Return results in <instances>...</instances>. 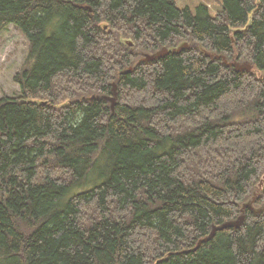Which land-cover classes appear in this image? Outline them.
Wrapping results in <instances>:
<instances>
[{"label":"trees","instance_id":"trees-1","mask_svg":"<svg viewBox=\"0 0 264 264\" xmlns=\"http://www.w3.org/2000/svg\"><path fill=\"white\" fill-rule=\"evenodd\" d=\"M10 26L28 48L20 96L0 99V264H264V0L214 17L175 0H0Z\"/></svg>","mask_w":264,"mask_h":264},{"label":"rangeland","instance_id":"rangeland-1","mask_svg":"<svg viewBox=\"0 0 264 264\" xmlns=\"http://www.w3.org/2000/svg\"><path fill=\"white\" fill-rule=\"evenodd\" d=\"M175 3L179 9L188 8L193 13L200 5L206 6L213 17L222 7V0H175ZM27 48L26 39L14 27L10 26L0 32V99L3 96L10 98L20 96L19 85L14 79L23 65Z\"/></svg>","mask_w":264,"mask_h":264},{"label":"water","instance_id":"water-1","mask_svg":"<svg viewBox=\"0 0 264 264\" xmlns=\"http://www.w3.org/2000/svg\"><path fill=\"white\" fill-rule=\"evenodd\" d=\"M183 48H189V46L188 45L181 46L180 48H178L174 52H179ZM166 54H167V50L163 49L162 51L158 52L155 55H144V58L142 59V61H144V62L156 61V60L162 58ZM205 55H207L209 58H214L215 57L217 59H221L223 64H224V66H226L227 68H233L236 73H241V72L250 73V72L253 71V64L252 63H249V62H238L234 58L231 61H228L225 58V56H223V55H214V54H209L207 52H205ZM115 90H116V87L113 86V96L112 97H104L105 100L110 102V104H111L110 109L111 110H113L114 107H115V96H116ZM263 187H264V178L261 180V182L258 185L257 195L263 189ZM256 197L257 196L255 194L254 198L250 202H248V203L243 205V208L241 210L242 213H244V209H246V208L253 209L252 206H253V203L256 200ZM243 221H244V216L242 215L236 221L225 222V223L221 224L218 227L213 226L210 234L206 238L200 240L198 242V244H197V247L200 244L206 243L209 240H211L212 237L215 235V233L217 231H221V230H224V229H230V228H234V229L239 228L242 225Z\"/></svg>","mask_w":264,"mask_h":264},{"label":"bare ground","instance_id":"bare-ground-1","mask_svg":"<svg viewBox=\"0 0 264 264\" xmlns=\"http://www.w3.org/2000/svg\"><path fill=\"white\" fill-rule=\"evenodd\" d=\"M208 8V7H207ZM246 31V30H245ZM240 34V33H239ZM233 37V36H232ZM184 45H188L187 43H185V42H183V43H180V44H178L177 45V47L176 48H172V49H170V50H167L165 47H163V49H166L167 50V54L168 53H180L181 51H183V50H187V49H189V48H183L181 51H179V52H174L175 50H177L178 48H180L181 46H184ZM189 46V45H188ZM163 49H161L160 51H162ZM160 51H158V52H160ZM158 52H156L155 54H157ZM205 52L206 51H204V54H205ZM155 54H143V56L141 57V59H143L144 58V55H155ZM166 54V55H167ZM166 55H164V56H166ZM163 56V57H164ZM207 56V55H206ZM161 59V58H160ZM159 60V59H158ZM140 61V60H139ZM151 62V61H150ZM233 69V68H232ZM234 70V69H233ZM235 72V71H234ZM241 73H243V72H241ZM116 99V98H115ZM44 103V102H43ZM110 103V102H109ZM110 106H111V104H110ZM39 137V136H38ZM254 196V195H253ZM243 208V207H242ZM242 213V212H241ZM243 214V213H242Z\"/></svg>","mask_w":264,"mask_h":264}]
</instances>
